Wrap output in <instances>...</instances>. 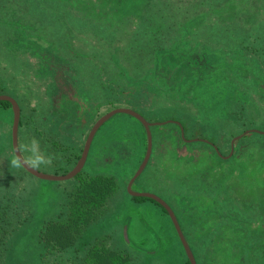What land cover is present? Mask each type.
<instances>
[{
  "label": "rangeland",
  "instance_id": "obj_1",
  "mask_svg": "<svg viewBox=\"0 0 264 264\" xmlns=\"http://www.w3.org/2000/svg\"><path fill=\"white\" fill-rule=\"evenodd\" d=\"M131 1L134 2V0ZM149 1L135 0V3L143 11V7L148 9ZM194 1L201 3L205 0ZM211 1L214 0L206 1L207 7ZM117 7V0H52V2L46 0H0V82L5 88V93L2 95H10L22 105L24 121L27 123L21 140L23 154L33 167L42 172L55 175L63 174L61 172L56 174L55 165L41 149V140L38 142L37 139H33L34 153L28 152L27 131L36 132V137L43 140L46 135H49L50 145L52 140L59 141V135L71 141L70 147L63 148L69 154L73 149L72 145L80 140V132H76V126L72 124V116L76 113L80 102L81 107L85 109L81 91L100 101L105 87L101 82L102 72L106 78H116L122 75L121 67L125 66L128 70L134 67L128 57H124L121 52H118V49L126 47L129 30L133 29L136 24L133 16L136 15V12H132L133 9H129L127 5H123V9L120 11L116 10ZM260 7V10L264 8V0ZM136 10L140 14V10ZM115 11L121 14L123 20L117 18ZM214 16L208 23L211 28L209 27L205 31L202 29L205 27L207 19H199V17L191 19L189 21L191 25L185 26L187 35L201 32L199 36L201 40L205 37L209 38L211 35L214 37L216 32H212L211 23L214 21L221 23V18L216 12H214ZM139 20L141 19L139 18ZM107 27L110 31L105 30ZM116 30L118 31L115 32ZM160 33L162 32L160 31ZM218 35L223 38L224 30L219 31ZM239 36L241 37V35ZM255 41L256 37H252L250 44L256 46ZM187 42L188 40H185L179 44L182 47L188 44ZM221 42L226 43L223 40ZM199 43L201 45L202 41L196 42L195 46H198ZM131 47L129 46L126 53L132 56L131 59L134 61L133 52L135 50ZM204 49V46L198 48L201 55L196 53L197 56L190 59L191 61L184 53L180 54L182 52L179 53L177 59L170 55L169 61L166 62L168 64L156 71L157 77L166 76L177 81L181 99L192 100L196 105L195 108L191 107L195 111L192 116H189L188 112L185 113L181 107H176V110L181 114L179 118L192 122L197 120L205 122L207 127L205 134L202 130L205 126H202L200 122L199 124L195 122V125L191 123L187 130V137L197 134L199 137L189 139L207 140L208 138L215 141L216 133L222 135L234 133L236 135L233 138H235L249 130L255 129L264 132V92L261 94L259 89V82L263 81L264 75L262 67H258L262 60L258 63L250 58L248 70L256 68L259 71H255L252 78H248L249 75L246 77L239 75L241 78L238 79L234 74V69L241 64V59L235 58L236 60L226 62V55L222 52L216 50L204 52ZM182 51H184L183 48ZM243 67L245 68V65ZM224 68L225 71L234 72L230 73L232 79L229 74H219ZM136 71L139 70L136 69ZM241 75H246V73L241 71ZM193 77L194 79H192ZM81 82L85 83V89H81ZM145 107L147 106L143 108ZM115 108L118 107L103 106L99 110L101 115L97 120ZM151 111L159 114L166 112L167 109L161 105L154 107ZM57 112L58 114H56ZM175 112L173 110V116L176 115ZM40 113H44V116L39 117ZM79 113L81 116V111ZM55 114L58 121L53 117ZM0 117L3 118H0L1 143L4 133L10 129V125L8 124L9 120H4L6 118L3 114H0ZM66 122L70 123L65 126ZM151 122H164L162 125L155 126H164L170 123L181 124L179 120L172 118ZM208 126L214 130L209 129ZM91 128L87 131L88 134ZM53 133L58 136L55 134V138ZM164 133L166 134V132ZM157 134L158 137L154 141L153 148L158 157L155 165L158 166L150 167L147 170V179H143L140 185L133 189L139 192H152L168 200L185 222L187 221L189 238L192 243L199 244L204 240L209 242L205 241L202 249V264H208L207 262L212 260L217 262L219 260L223 264H242L243 257H235L230 253L231 245L233 244V248L234 244L238 247L243 246L249 236L254 234L253 231L264 223V193L255 195L259 188L264 192V134L258 136L252 132L248 133V135L250 134L248 138L243 140L241 145L237 144L236 150L235 141L233 152L232 138L231 146L224 148L225 155L219 154L222 158L231 153L232 155L226 158L225 162L216 159L215 166L211 164V170L207 172L204 168L207 167V164L209 166L212 160L211 150L201 148L193 152L181 147V153H178V150L176 152L174 148L175 140L171 138L172 136L178 138L176 131L168 135ZM210 135H213V138H209ZM247 140L248 142H246ZM112 141L115 142L114 139ZM125 141L124 138L123 142L120 141L118 145L125 148V155L130 157L132 153L129 144ZM171 141H174L172 146ZM137 142L138 140L134 139L131 144L134 150ZM208 142L211 143V141ZM116 153H120L119 150ZM179 154L182 155L179 156L180 158L175 156ZM183 155H189L190 159L194 155L195 159L187 161ZM106 156L107 159H105L108 160L109 157L110 161L109 164L102 162V171L113 169L111 164L113 161H118L119 158V155L114 154H106ZM161 167H165V169L159 170ZM157 168L159 171L154 172ZM233 173L234 176H232ZM199 175L200 177H198ZM132 177L133 175L127 181V185ZM224 181L226 184L222 185ZM198 185L203 189L202 193L204 194L202 195L212 198L213 203L209 200H201L198 195L194 200L193 191L184 190L190 188L197 191ZM74 186L75 182L73 181H61L49 186L48 193L56 197L51 199L54 213H58L60 206H63L65 202L66 193L73 191ZM209 188L213 192H207ZM237 191L240 193L239 196L242 195L238 198V202L233 200ZM259 192L261 193V191ZM235 202L244 206V213L240 215L234 214V212L232 215L226 214L222 206L226 209L239 207ZM131 208V202L122 188L109 200L107 208L102 213V219L107 221L113 216L112 222H118V226L114 230L116 231L119 227V232L117 231L119 240H121V229L124 227V236L134 246L137 242L136 248L140 250L152 249L155 253L158 252V255L166 257L164 259L149 257L146 264H177V261L174 263L175 257H173V255H177L171 250L173 244L176 243V236L166 215L158 209L154 214L152 211L138 213L137 210L134 211ZM129 212L134 213L135 216H129ZM213 218H216L215 222ZM218 224L220 229H218ZM115 231L114 235H116ZM211 231L214 235L210 236ZM110 232L113 234V230ZM258 234L264 236V229H260ZM140 240L142 241L140 242ZM111 242L112 244L115 242L114 246H121L118 244L119 241ZM254 251L252 249L251 253ZM240 253L242 252L240 251ZM134 255L138 256L135 253ZM178 255L181 256L182 252H179ZM142 257L140 256L138 261H141ZM143 259L145 260V257ZM243 263L246 264V261Z\"/></svg>",
  "mask_w": 264,
  "mask_h": 264
},
{
  "label": "trees",
  "instance_id": "obj_2",
  "mask_svg": "<svg viewBox=\"0 0 264 264\" xmlns=\"http://www.w3.org/2000/svg\"><path fill=\"white\" fill-rule=\"evenodd\" d=\"M46 1L52 2V0ZM206 1L196 3L194 0H150L148 9L143 7L142 11L136 6L135 0L134 2L131 0H117L118 7L116 10L120 11L123 9V5H127L129 9H133L132 12H136V15H133L136 24L133 29L129 30L128 43L126 42V47L118 49L119 53L121 52L124 57H128L129 62L133 63L132 66L134 67L129 70L125 66L121 67L122 75L116 78H106L102 72L101 82H103L105 87L101 94L102 100L100 101L81 91L82 99L85 101V109L81 107L80 102L79 107L76 108V113L72 116V124L76 126V132H80V140L72 145L73 149L69 154L63 148H67L66 146L70 147L69 143L71 141L55 133L60 139L57 142L52 140V148L49 135H46L45 140H43L40 137H36V132L33 131L32 133L31 130L27 131L28 135L26 138L28 152L30 154L34 153L33 139H37L38 142L41 140V149L45 156L48 159L50 158L49 160L55 165L56 174H59V172L64 174L70 171L77 160H79L85 137L88 134L87 131L101 115L99 112L100 108L103 106L108 108L125 106L138 111L148 121H163L167 118H172L181 122L185 138L182 137L180 126L177 123H170L152 128L153 144L156 141V137H158L156 136L158 135L157 133L163 134V132H166L168 135L176 131L178 138L176 136L171 137L175 140L174 148L176 152L178 150V153H181L183 147L193 152L201 148L211 150L212 160L209 166L207 164V167L204 168L206 172L211 170V164L216 163V159L225 162L227 159L220 157L219 154L225 155L224 148L231 146V139L236 134L222 135L216 133L215 137L217 139L215 141L207 138L211 143L203 141L188 143L185 139L198 136L194 134L189 136V138L187 137L186 132L191 123L195 125V122L198 124L200 122L202 126H205L202 128L203 134H205V130H207L205 122L202 120L192 122L188 119L179 118L181 114L176 110V107H181L183 111L185 110V113L188 112L190 113L189 116H192L195 111L191 107L195 108L196 105L192 100L181 99L177 81L166 76L163 78L156 76V71L161 70L168 64L166 62L169 61L170 55L177 59L178 55L184 53L189 60H192L197 56L196 53H199L198 48L203 46L205 47L204 52L216 50L225 54L226 62L236 59L242 60L241 64L235 67V73L230 70L225 71L224 68L219 74H229L231 79L230 73L236 74L238 79L241 78L240 76L246 77L248 75V78H252L254 72L259 70L256 68L248 70V63L251 58L258 63L262 60L258 67H262L264 75V8L260 10V4L263 0H214L211 1L210 5L208 4V7L205 4ZM136 9L140 10V14L137 13ZM211 12L213 13L210 15ZM214 12L221 18V23L216 21L211 23L212 32H216L214 37L211 35L209 38L205 37L201 40L199 39L201 32L187 35L186 27L189 24L191 25V22H189L191 19L196 17L207 19V23L202 29V31H205L210 27L208 24L209 20L215 17ZM116 16L118 19L123 20L121 14L116 12ZM168 18L169 20H167ZM105 30L110 31L108 27ZM222 30H224L223 38L219 35L217 36L219 31ZM252 37H256V46L250 44ZM185 40H188V44L181 47L179 42ZM222 40L226 43H222ZM198 41H202V44L200 45L199 43L198 46H195ZM128 45L132 46L131 49L137 51L133 52L134 61L131 59L132 56L126 53L129 48ZM182 48L184 51H182ZM198 55L201 54L199 53ZM243 65H245V68ZM136 69L139 71H136ZM241 71L244 74L246 73V75H241ZM247 80L249 81V79ZM80 84L81 89L86 88L84 82ZM259 89L262 94L264 92V79L259 82ZM4 93L5 88L0 82V95ZM19 105L21 107L19 145L23 153L21 140L27 123L24 121V109L21 104ZM161 105L165 106L166 112L156 114V112L151 111L154 107ZM144 106L147 107L143 108ZM173 110L176 111L175 116L172 115ZM0 114L4 115V118H6L4 120H9L8 124L10 125V129L4 133V138L1 139L0 143V264H146L149 257L155 259L166 258L164 255H158V252L155 253L152 249H149V251L136 248L138 243L136 242L134 246L124 236V227L121 229V240H119L117 233V231L119 232V227L116 231L114 230L118 226V222H112L113 216L107 221L104 218L102 219V213L107 208L109 200L122 188L134 211L137 210L138 213H145V211L150 213L152 211L155 214L158 209L166 215L176 236V243L171 248L172 252L177 255L174 256L171 253L175 257L174 263L177 261V264H191L166 209L151 198L134 197L126 189L127 181L134 175L141 164L147 149V133L138 120L126 114H117L99 129L93 140L85 167L76 177L67 180L75 182L73 191L66 193L63 206H60L58 213H54L51 199L56 197H54L55 195L52 196L51 193L49 194L47 189L52 184L61 181L39 179L28 173L21 166L15 156L12 145L13 110L10 102L0 101ZM56 114L53 117L57 120ZM38 116L42 117L44 113H40ZM69 123L66 122L64 125L67 126ZM208 128L211 129L209 126ZM105 131L107 132L104 133ZM252 133L258 136L263 135L256 132ZM55 134L53 133V136L56 138ZM166 134L164 133L163 135ZM249 135L247 134L236 141L235 150L237 144L239 145L243 140H246ZM211 137L213 138V135H210L209 138ZM124 138L126 139L125 143L129 144V149L132 153L130 157L125 155V148L118 145L120 141L123 142ZM134 139L138 140L135 150L131 146ZM172 144L174 145V141H171V146ZM216 145L218 151L215 149ZM117 150L120 153H116ZM106 154L119 155L118 161H113L111 164L113 169L110 171H102V162H108L109 164L110 161L109 157L106 160ZM175 156L181 157L182 155ZM183 156H185L187 161L195 159L194 155L191 157L192 159L188 158L189 155ZM157 159L158 157L155 155V149L153 148L146 169L135 181L133 187L140 185L143 179H147V170L150 167L158 166L157 164L155 165ZM162 169H165V167H161L159 170ZM159 170L157 168L154 172ZM232 176H234V173ZM205 177L207 178L208 174ZM225 184L226 182L224 181L222 185ZM196 188H198L197 191L190 188L184 190L193 191L194 200L200 196L201 200H209V202L213 203L212 198H206L202 195L204 193H202L203 189L200 185ZM257 190L261 191V193L254 191L255 195L264 193L261 188ZM207 192L213 191L209 188ZM239 194L238 191L234 194V201L238 202V198L242 196H239ZM229 200L230 198L228 197ZM166 201L168 202V200ZM168 203L179 219L183 232L195 254L197 263L202 264V249L208 241L204 240V242L199 244L192 243L189 238L187 221L185 222L177 209L170 202ZM222 209L229 215H232V212L238 215L244 213L243 206L239 210L235 208L232 209L233 211L229 210L228 212L224 206H222ZM128 215L135 216L132 212H129ZM221 226L223 227L224 225ZM218 229H220V226ZM112 230L113 234L110 232ZM114 231L116 235H114ZM126 232L129 233L128 231ZM253 233L256 234L249 236L248 242H244L245 249L257 250V256L254 261L257 264H264V236H259L256 230ZM110 240L113 242L119 241L118 244L121 246H114L115 242L112 244ZM179 252H182L181 256L178 255ZM134 253L138 256H135ZM140 256L143 257L141 261H138ZM144 257L145 260L143 259ZM247 260V258H244V261ZM207 263L223 264L219 260L218 262L212 260Z\"/></svg>",
  "mask_w": 264,
  "mask_h": 264
},
{
  "label": "water",
  "instance_id": "obj_3",
  "mask_svg": "<svg viewBox=\"0 0 264 264\" xmlns=\"http://www.w3.org/2000/svg\"><path fill=\"white\" fill-rule=\"evenodd\" d=\"M0 101H8L11 103L12 105V110H13V125H12V145H13V150L15 153V156L18 160V162L21 164V166L30 174L34 175L35 177L42 179V180H47V181H67L70 180L74 177H76L85 167L88 156H89V152L93 143V140L97 134V132L99 131V129L107 122L109 121L112 117H114L117 114H126L129 116H132L133 118H135L136 120H138L145 128L146 133H147V149H146V153L144 155V158L141 162V164L139 165L138 169L136 170V172L134 173L133 177L130 179L128 185H127V191L130 195L134 196V197H148L151 198L155 201H157L161 206H163L172 223L173 226L178 234V237L183 245V248L186 252V255L188 257V260L190 261L191 264H198L195 254L183 232V229L181 227V224L179 222V219L177 218V215L175 213V211L173 210V208L171 207V205L162 197H160L159 195L152 193V192H139V191H135L133 189V185L135 183V181L140 177V175L144 172V170L146 169L152 152H153V134H152V127L155 125H162L164 124V122H151L148 121L141 113H139L138 111L131 109V108H127V107H118L115 108L109 112H107L106 114H104L103 116H101L96 122L95 124L92 126L81 156L77 162V164L75 165V167L69 171L66 174H62V175H55V174H49V173H45L42 172L40 170H38L37 168L33 167L24 157L20 145H19V127H20V121H21V107L18 103V101L13 98L10 95H0ZM180 126L181 124L178 123ZM251 132H256V133H261L264 134V132L259 131V130H249L246 131V133H243L242 135H239L235 138L232 139V152L234 149V143L235 141H237L238 139L242 138L243 136H245L248 133ZM181 133H182V137L185 136L184 133V129L181 126ZM185 138V137H184ZM187 142H195V141H203V142H208V140L206 139H202V138H194V139H185ZM215 149L218 151V148L215 146ZM221 155V154H220ZM232 155V153L230 155H228L225 158H228Z\"/></svg>",
  "mask_w": 264,
  "mask_h": 264
},
{
  "label": "crops",
  "instance_id": "obj_4",
  "mask_svg": "<svg viewBox=\"0 0 264 264\" xmlns=\"http://www.w3.org/2000/svg\"><path fill=\"white\" fill-rule=\"evenodd\" d=\"M239 140V139H238ZM226 159V158H225ZM237 204V203H236ZM238 205V204H237ZM239 207H236L235 206V208L237 209V210H239L240 209V207H242L243 205L242 204H239L238 205ZM257 206H259V205H257ZM212 208H216L215 206H211ZM244 207V206H243ZM234 207H231V208H229V209H226V210H230V209H235ZM258 208V207H257ZM256 208V209H257ZM226 212V211H225ZM224 215H226V214H224ZM213 220H214V222H215V220H216V218H213ZM264 222V221H263ZM215 224V223H214ZM260 229H264V223H262L257 229H255L256 231H258V232H260ZM216 232V231H215ZM254 234H256V233H254ZM211 235H214V233H212V231L210 232V236ZM231 247H232V249L230 250V253L231 254H233V256H235V257H243V262H244V258H247L248 260L246 261V264H257L256 263V261H254V259H255V257L257 256V250L256 251H254L253 253H251V249H245V244L242 246H237V245H235L234 244V248H233V244L231 245ZM240 251L242 252V253H240ZM247 253V254H246ZM263 254V253H262ZM264 255V254H263ZM242 262V264H244Z\"/></svg>",
  "mask_w": 264,
  "mask_h": 264
}]
</instances>
